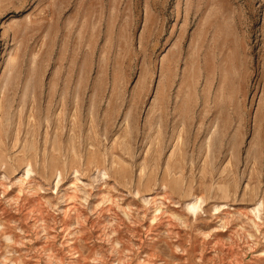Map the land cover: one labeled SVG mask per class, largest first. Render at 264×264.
<instances>
[{"label":"rangeland","instance_id":"374dc122","mask_svg":"<svg viewBox=\"0 0 264 264\" xmlns=\"http://www.w3.org/2000/svg\"><path fill=\"white\" fill-rule=\"evenodd\" d=\"M0 264H264V0H0Z\"/></svg>","mask_w":264,"mask_h":264}]
</instances>
